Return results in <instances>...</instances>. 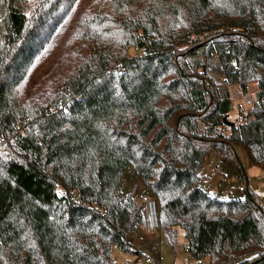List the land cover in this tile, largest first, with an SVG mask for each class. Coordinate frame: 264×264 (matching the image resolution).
<instances>
[{
	"label": "trees",
	"instance_id": "trees-1",
	"mask_svg": "<svg viewBox=\"0 0 264 264\" xmlns=\"http://www.w3.org/2000/svg\"><path fill=\"white\" fill-rule=\"evenodd\" d=\"M252 83L229 125V84ZM238 145L264 169V0H0V264L141 254L145 192H124L129 171L174 249L181 228L195 259L264 264ZM210 152L240 168L242 197L203 185Z\"/></svg>",
	"mask_w": 264,
	"mask_h": 264
},
{
	"label": "rangeland",
	"instance_id": "rangeland-1",
	"mask_svg": "<svg viewBox=\"0 0 264 264\" xmlns=\"http://www.w3.org/2000/svg\"><path fill=\"white\" fill-rule=\"evenodd\" d=\"M203 38H206V36ZM191 45L192 42L179 43L176 51L177 53H180V55L184 54L187 50L186 48H189ZM139 52L140 49L137 47H133L130 50V54H136ZM228 88L231 92L232 109L226 117L227 120L231 122L239 123L243 115L249 111L253 106L255 99H257L258 86L256 83H252L247 89H243L238 84H229ZM224 129V131L228 132L227 127ZM237 151L247 174L248 182L251 187L258 192L261 198V203L264 207V169L251 162L249 155L243 146L238 145ZM126 178L127 183L124 186V192L131 191L133 187H136L137 195L141 192L150 193L142 183L140 177L133 171H129ZM202 183L206 188L210 189L211 192L217 194L220 198L226 199L242 197L246 185L240 168L229 161L221 159L215 152H210L204 161ZM139 234H144L146 237L152 236L153 241H155V246L154 242L152 244L148 243L146 246H140L136 243L139 250L140 247H142L146 255H151L153 259L151 263L141 264H172L174 262L176 264H183L185 260H188L189 264H195V258L191 257L185 250L186 239L183 229L179 228L178 230L176 249L168 243L161 229L158 232L151 233L147 232L144 228H141ZM144 251L135 256L131 253L122 251L114 245L112 247V258L114 259L115 264H133L135 258L142 255Z\"/></svg>",
	"mask_w": 264,
	"mask_h": 264
},
{
	"label": "built area",
	"instance_id": "built-area-1",
	"mask_svg": "<svg viewBox=\"0 0 264 264\" xmlns=\"http://www.w3.org/2000/svg\"><path fill=\"white\" fill-rule=\"evenodd\" d=\"M140 200L144 205L143 210V228L147 232H158L160 229V216L158 201L155 197L143 193L140 196ZM135 237L138 236V232H135ZM153 261L151 255L142 254L139 256L133 264L151 263ZM168 264V263H164ZM172 264H176L175 262ZM183 264H189L188 260H185ZM195 264H207L203 258H196Z\"/></svg>",
	"mask_w": 264,
	"mask_h": 264
},
{
	"label": "crops",
	"instance_id": "crops-1",
	"mask_svg": "<svg viewBox=\"0 0 264 264\" xmlns=\"http://www.w3.org/2000/svg\"><path fill=\"white\" fill-rule=\"evenodd\" d=\"M154 242V246H155V241H153L152 236H145L144 234H142V240L139 241V245L140 246H146L148 243H153ZM153 246V245H152Z\"/></svg>",
	"mask_w": 264,
	"mask_h": 264
},
{
	"label": "water",
	"instance_id": "water-1",
	"mask_svg": "<svg viewBox=\"0 0 264 264\" xmlns=\"http://www.w3.org/2000/svg\"><path fill=\"white\" fill-rule=\"evenodd\" d=\"M224 121H225L226 123H228L229 125H231V124H232V122H231V121L227 120V117H226V116L224 117Z\"/></svg>",
	"mask_w": 264,
	"mask_h": 264
}]
</instances>
